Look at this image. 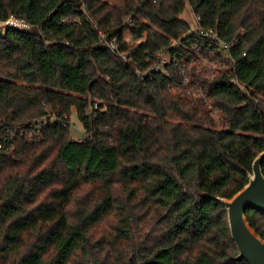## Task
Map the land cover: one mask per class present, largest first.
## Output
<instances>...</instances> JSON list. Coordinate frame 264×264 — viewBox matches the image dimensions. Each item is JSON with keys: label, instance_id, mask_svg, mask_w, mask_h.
<instances>
[{"label": "trees", "instance_id": "16d2710c", "mask_svg": "<svg viewBox=\"0 0 264 264\" xmlns=\"http://www.w3.org/2000/svg\"><path fill=\"white\" fill-rule=\"evenodd\" d=\"M187 4L198 28L239 39L235 68L202 81L217 116L172 91V44L208 45ZM11 15L32 30L0 37V264H249L215 197L264 149V0H0ZM73 109L86 142L50 120ZM246 217L264 238V213Z\"/></svg>", "mask_w": 264, "mask_h": 264}, {"label": "built area", "instance_id": "2783aa9c", "mask_svg": "<svg viewBox=\"0 0 264 264\" xmlns=\"http://www.w3.org/2000/svg\"><path fill=\"white\" fill-rule=\"evenodd\" d=\"M194 19L196 21L197 27L195 28V33L200 38H205L208 41V45L206 47L202 48L201 46L197 44H193L192 48L184 43H173L172 46L175 48H181L183 47V55L185 57H174L175 63H181V74H182V80L180 84H177L172 87V91L176 92L177 90L185 95H191L192 97L196 98H202L204 102L211 108L213 115H218V109L215 108L211 104V96L209 91L204 87L203 80H212L215 78V76L221 75L222 73L228 72V69L235 68V59L231 53V50L237 46L239 39L236 41H227L219 36L218 32L212 28H198V23H200V18L194 16ZM23 23H27L25 20H21ZM129 26H132V18H129L127 21ZM100 36L102 40H105V44L111 48H114L117 46L115 39L111 43L106 39L105 33L100 32ZM158 60L154 63L151 70H160L165 72V65L168 64L172 57H170L169 54L165 53H158ZM190 55L189 60H186V56ZM243 55L245 56L246 53L243 52ZM193 69L197 74L201 75L204 71V77L203 79L199 76H193V73L191 71ZM202 79V80H201ZM230 82L235 85L239 86L242 89L245 88L237 79V77L233 76L230 78ZM183 87V88H181ZM93 107L97 108V105H93ZM65 114L63 117L56 115H52L50 118L51 121H54L56 119L58 120V124L63 125L65 127L70 126V119L71 115ZM46 119L40 118L37 119L36 125L37 128L30 131L28 134L30 138L34 136H38L40 132L42 131V128L46 126ZM83 137L79 138L78 141L86 142L87 134L84 130ZM1 147V144H0Z\"/></svg>", "mask_w": 264, "mask_h": 264}, {"label": "water", "instance_id": "95a60500", "mask_svg": "<svg viewBox=\"0 0 264 264\" xmlns=\"http://www.w3.org/2000/svg\"><path fill=\"white\" fill-rule=\"evenodd\" d=\"M9 29L31 31L28 23H23L11 15L0 21V37H4ZM264 149L254 159L248 181L240 191L232 197H215L227 210L230 234L237 246L238 259L245 258L249 264H264V238L251 227L246 217L248 209L264 213Z\"/></svg>", "mask_w": 264, "mask_h": 264}, {"label": "rangeland", "instance_id": "374dc122", "mask_svg": "<svg viewBox=\"0 0 264 264\" xmlns=\"http://www.w3.org/2000/svg\"><path fill=\"white\" fill-rule=\"evenodd\" d=\"M180 17L184 20H188L193 28L196 27V21L193 17V14L190 11V6L188 4H187L185 11L180 15ZM204 74H205V71L199 77L203 79ZM70 115H71L70 136L72 139L78 140L79 138L83 137V134H84L83 125L80 123L75 109L72 110Z\"/></svg>", "mask_w": 264, "mask_h": 264}]
</instances>
